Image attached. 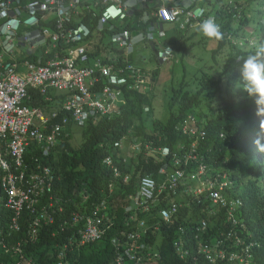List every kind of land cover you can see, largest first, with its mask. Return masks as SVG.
<instances>
[{
    "label": "clouds",
    "instance_id": "clouds-1",
    "mask_svg": "<svg viewBox=\"0 0 264 264\" xmlns=\"http://www.w3.org/2000/svg\"><path fill=\"white\" fill-rule=\"evenodd\" d=\"M172 77L188 93L195 78L222 85L199 109L183 111L188 93L178 99L168 130L145 124L132 136L130 126L92 146L108 170L94 215L129 184L126 209L150 210L136 231L177 218L174 245L186 264H264V0H0V264H31L22 247L36 226L27 239L13 231L42 192L55 197L61 228L95 226L79 213L95 189L60 171L58 157L80 147L71 136L90 116L117 113L131 94ZM148 104L160 110L155 96L142 115L167 121ZM65 205L74 208L64 214Z\"/></svg>",
    "mask_w": 264,
    "mask_h": 264
},
{
    "label": "trees",
    "instance_id": "trees-1",
    "mask_svg": "<svg viewBox=\"0 0 264 264\" xmlns=\"http://www.w3.org/2000/svg\"><path fill=\"white\" fill-rule=\"evenodd\" d=\"M178 66L179 64L174 65L173 69H177ZM201 78L194 79L188 93V91L182 90V80L172 77L169 81L170 86L154 84L145 96L131 94L124 105L118 108L117 113L112 112L108 117L103 114L90 116L86 119V122L76 130L75 135L71 136L72 140L79 141L75 145H80V147L58 157L56 164L60 166L59 170L64 173L77 171L75 174H79L81 180H87L95 189L96 192L91 194L87 205H90L91 208H79V213H88L94 219L93 222L100 233L81 242L82 238L78 229H84L85 222L76 220L71 228H61L57 217L59 215L54 212L55 203L57 205L55 197H50L51 193L42 192L41 197L33 205L36 210L23 212L21 214L22 223L18 225L17 230L13 231L14 237L27 239L26 231L30 227L36 226L37 239L28 240L22 247L24 253L30 255L31 264H137L138 261L144 262V264H186L187 260H182L179 257L174 245L178 236H181L178 230V227L181 226L177 218H173L166 224H159V219L152 218L145 233L136 231V221L147 220L150 210L144 209L140 205L133 206L136 208L135 210L126 209L127 204L130 203L128 193L133 190L129 184L127 186L123 184L119 191L109 192L103 209L97 210V215H94V206L99 201L97 192L105 188L104 183L108 177V170L102 164L101 167L97 164L102 151L96 148L93 150L92 146L103 138L115 140L130 126L133 127L131 129L132 136L143 133L145 124L151 130L161 131L159 125H163L168 130L174 123L176 107L180 108V105L177 104L178 99L186 97L188 93L186 99L182 101L183 111H188L196 107L199 109L201 98L209 99L211 96L217 95L222 85L220 80L210 82ZM200 94L203 97H200ZM155 96L159 101L160 110L153 104H148V107L150 110H157L159 113L167 115L166 122L160 118L161 114L150 118L140 113V105L153 100ZM36 105L46 112L50 104L40 100ZM58 114L67 119L63 112ZM238 114L242 116V114ZM229 120L239 121V117L231 115ZM131 137L127 142L131 141ZM152 165L151 161L142 164V172L145 173ZM64 173L58 174L63 175ZM95 181L98 182L96 188ZM86 185L89 189V185L87 183ZM165 203L166 200L162 198L158 205H165ZM62 208L63 213L67 214L74 207L65 205ZM100 214H103L104 217L99 219V222H95ZM155 227H157L156 231H154ZM148 233L151 236H148ZM13 236L11 237L13 238ZM258 264L261 263L258 262Z\"/></svg>",
    "mask_w": 264,
    "mask_h": 264
},
{
    "label": "built area",
    "instance_id": "built-area-1",
    "mask_svg": "<svg viewBox=\"0 0 264 264\" xmlns=\"http://www.w3.org/2000/svg\"><path fill=\"white\" fill-rule=\"evenodd\" d=\"M22 114H19V118H15V119H23L22 118V116H21ZM15 119H13V118H11V120H3V119H1V122H2V124L5 126V127H12V123H13V121L15 120ZM28 119V117H25V119H23V120H27ZM2 125V126H3ZM89 230V228H88V224L86 225V227H85V229H84V231H79V234L81 235V238H82V240H85V239H87L88 237H85V232H87ZM94 236H96V234L95 235H93V236H90V237H94Z\"/></svg>",
    "mask_w": 264,
    "mask_h": 264
},
{
    "label": "rangeland",
    "instance_id": "rangeland-1",
    "mask_svg": "<svg viewBox=\"0 0 264 264\" xmlns=\"http://www.w3.org/2000/svg\"><path fill=\"white\" fill-rule=\"evenodd\" d=\"M88 228H89V230L87 232H85V234H84L85 237H90V236L97 234V229L95 228V226L91 222H89Z\"/></svg>",
    "mask_w": 264,
    "mask_h": 264
}]
</instances>
